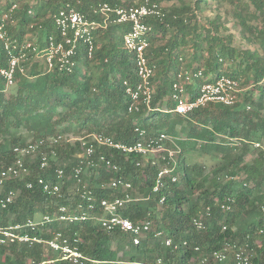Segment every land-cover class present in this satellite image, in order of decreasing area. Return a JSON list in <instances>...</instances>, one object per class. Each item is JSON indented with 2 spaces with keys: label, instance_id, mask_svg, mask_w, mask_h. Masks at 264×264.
Here are the masks:
<instances>
[{
  "label": "trees",
  "instance_id": "obj_1",
  "mask_svg": "<svg viewBox=\"0 0 264 264\" xmlns=\"http://www.w3.org/2000/svg\"><path fill=\"white\" fill-rule=\"evenodd\" d=\"M147 1L161 5L164 11L163 17L147 19L154 27L147 51L156 66L154 103L170 95L183 64L196 70L203 68L209 80L223 74L237 79L241 74H248L249 81H241V86L248 84L252 88L241 92L242 100L233 105L211 103L186 116L161 111H128L124 81L134 82L137 78L134 55L123 46L124 34L130 25L111 23L105 27L103 17L95 15L94 9L103 3L130 7ZM165 1L177 3L163 6ZM223 1L231 4L242 27V36L264 49V28L251 24L245 15L252 5L264 19V0ZM67 3L102 24L94 32L95 49L89 56L85 44H80L75 56L80 67L72 73L44 71L35 63L31 71L34 78L20 75L10 88L0 75V168L12 163L16 158L14 148L28 141L25 131L32 133L35 140L60 133L103 132L118 141L132 143L140 138L135 130L139 124L152 135L163 131L173 136L176 145L171 146H178L180 153L176 157V181L167 177L164 187L150 199L129 203L122 210L133 221L151 215L153 225H158L140 244L134 245L128 233L106 232L92 220L50 224L43 228V238L50 237L47 232L50 228L60 229L70 237L77 236L82 251L92 259L79 264H145L157 257H162L166 264H190L193 259L200 260L201 253L222 249L226 242L248 243L254 250L251 264H264V232H260L264 229V151L254 144L264 139V111L260 108L264 105V86L258 84L264 75V54L257 49L239 51L233 47L232 42L220 34L222 23L218 14L208 25L201 24L199 11L209 5V0H10L2 7L0 21L3 14L8 13L7 29L15 36L53 32L54 16ZM13 4L17 9L10 11ZM238 58L239 69L220 70L223 64H233ZM7 60V51L0 40V67L5 66ZM214 71L217 73L212 76ZM197 85L190 86L189 91L195 90ZM255 90H259L256 99L253 98ZM149 118L151 121H146ZM56 148L58 155L48 167L40 168L37 161L31 163L34 158H28L31 174L7 182L0 198L11 188L19 189L20 195L7 208H0V226L26 222L38 214H52L63 204L75 209L82 201L69 189L70 181L62 185L63 198L50 195L37 181L43 176L47 181L56 182L58 166L70 175L79 164L80 158L75 156L81 151L79 143H61ZM99 152L118 164L119 170L103 166L96 175V169L91 168L92 188L115 177L131 181L135 188L140 187L141 193L155 185L156 168L149 163L137 165V161L142 160L140 154L104 147H100ZM251 152L258 155L252 164H247L246 157ZM206 155L217 160L209 171L204 164L192 161L195 156ZM28 181L33 182L32 187H27ZM96 191L99 198L112 193L104 189ZM229 195L236 199L233 211H225L220 206ZM162 196L165 200L159 207ZM208 207L210 215L206 214ZM100 211L98 207L96 214H101ZM203 213L207 227L199 230L193 226L192 218ZM160 230L164 234L157 236ZM165 237H171L179 247L167 246ZM113 246L123 248L121 256ZM57 258L58 254L44 243L0 244V264H28V260L42 259H51L52 264H74ZM208 264L231 263L210 261Z\"/></svg>",
  "mask_w": 264,
  "mask_h": 264
},
{
  "label": "built area",
  "instance_id": "obj_2",
  "mask_svg": "<svg viewBox=\"0 0 264 264\" xmlns=\"http://www.w3.org/2000/svg\"><path fill=\"white\" fill-rule=\"evenodd\" d=\"M17 9L13 4L10 11ZM95 15L103 17V24L111 23L129 24L130 28L124 34V46L133 53L135 60L136 81H124L125 95L128 101L129 112L147 113L161 111L164 113L188 115L197 108L208 106L211 103H221L233 105L240 100V94L244 90L241 80L223 74L214 80H209L203 74V68L193 69L182 65L173 83L172 92L158 102L154 103L156 66L150 61L148 48L150 46V35L154 31L152 24L148 22L149 17H163L164 11L161 5L146 2L138 6L119 7L109 3L100 4L94 9ZM8 13H4L0 21V40L3 42L7 51V64L0 67V75L5 80L7 88L17 83L20 75L33 79L31 74L33 66L38 63L39 69L44 71L58 70L64 73H72L80 67V61L75 58L80 44H85L89 56L95 49V30L102 24L95 18L87 16L80 9L67 3L65 7L59 9L54 16V31L43 32L41 34L28 33L24 36H15L9 33L6 20ZM264 28V21L261 24ZM182 61L183 58L181 57ZM201 81L197 85L195 81ZM264 86V75L258 83ZM197 85L193 91L189 87ZM252 87V86H251ZM248 108H250L248 106ZM135 130L140 138L132 143L118 141L111 135L103 132L50 135L39 140H29L25 144L14 148L15 160L0 168V191L3 192L6 184L10 180L24 179L32 172L27 164L28 158H34L31 163L38 162L40 168L50 165L52 159L58 155L57 146L61 143L75 145L79 143L81 151L75 154L80 158V162L75 166L70 174V180L75 183L74 191L81 197L75 209L71 205H60L52 214H43L34 219H28L22 223H11L7 226H0V244H35L44 243L53 252L58 254L57 259L68 260L74 264L91 261L81 249L79 238L70 237L60 229H49V238H43L42 233L50 224H70L82 220H92L97 222L100 227L109 233L116 230L123 231L130 235L132 243L138 245L149 232L153 230V219L146 217L141 220L133 221L125 216L122 210L129 203H136L148 200L164 187L166 178L171 177L177 180L174 171L177 169V155L180 153L174 137L165 133L158 132L152 135L139 124ZM264 151V139L254 143ZM104 147L114 149L126 154H140L141 161L137 165L151 164L156 168L155 185L148 190L146 195L140 194L133 183L122 177H115L105 184H94L96 189L110 190L112 193L108 197H97L96 189L91 186V168H95V174H100L101 167L105 166L110 170H119V165L105 154L99 152V148ZM58 181H47L43 176L37 178L43 190L50 195L63 198L62 185L67 182V174L64 168H56ZM33 182L28 181L27 187H32ZM118 191L121 194L115 195ZM20 195V190L11 188L0 198V208L5 209ZM165 196L158 201V206L164 203ZM236 199L234 196H227L225 201L220 204L225 211H233ZM100 207L101 214H96ZM210 207L206 214L210 215ZM192 224L199 230L207 227L205 214H199L192 218ZM226 228V226H224ZM34 232V233H33ZM46 232V231H45ZM261 233L264 229L260 230ZM163 231H157V236H162ZM165 243L169 247L178 248L171 237H165ZM187 245L188 242L184 241ZM200 250L199 246H195ZM254 254L253 248L248 243L226 242L224 247L211 253H201L200 260L193 259L190 264L197 261L198 264H208L210 261L219 263L230 262L231 264H251ZM51 259L39 261L30 260V264H52ZM144 264V263H143ZM145 264H166L162 257H157Z\"/></svg>",
  "mask_w": 264,
  "mask_h": 264
},
{
  "label": "rangeland",
  "instance_id": "obj_3",
  "mask_svg": "<svg viewBox=\"0 0 264 264\" xmlns=\"http://www.w3.org/2000/svg\"><path fill=\"white\" fill-rule=\"evenodd\" d=\"M7 1H10V0H0V13L2 12V9H3L2 7L5 5V3ZM219 1L222 2V3H220ZM32 3L34 4L35 2L32 1ZM175 3H177V2L176 1H172V2H166L165 1V2L162 3V5L163 6H168V5L175 4ZM45 11L46 10L42 11V13H45ZM217 14L219 16H221L222 28L220 30V34L222 36L228 38L227 40L232 42V46L233 47H236V49L239 50V51H247V50H250V49L251 50L257 49L262 55L264 54V49L263 48H261L259 45H256L254 43L248 42L242 36V32H241L242 31V27L238 25L237 19H236L234 13H233V10L231 9V4L230 3H224L223 0H209V5H205L204 8L201 11H199L201 24L208 25L210 20H213L217 16ZM245 15H246L247 20L251 24L257 25L258 27H260L262 22L264 21L263 15H261L259 12H257L252 5H250V9L249 10L245 11ZM253 15H256V17H254ZM246 34L248 35L249 32H246ZM123 46H124V43H123ZM191 48L192 47H190V49ZM190 52H192V51H190ZM206 55H207V53H206ZM201 62H203V59H201ZM239 62L240 61H239V58H238L235 62H233V64L225 63V64H223L220 67V70L224 71L228 67L230 68V70L236 69V68H238L237 65L239 64ZM241 68L242 67H240V69ZM216 73H217V71L212 72V76L214 74H216ZM247 75L248 74H241L239 76L240 80L241 81H243V80L249 81L246 78ZM195 82H196V84H199V85L201 83V81H199V80H197ZM242 88L245 89L243 91H246L247 89H251L252 87L249 86L248 84H246V85H243ZM258 96H259V90H255L254 93H253V98L256 99ZM241 98H242V96H241ZM260 108L264 111V105L263 104L260 105ZM173 116H175V115H173ZM141 121H145V119L141 118ZM146 121L150 122L151 118L147 119ZM180 128H181V125L180 124L177 125V129L179 130ZM25 134H26V139L28 141L34 139L33 136H32V133L28 134L25 131ZM67 134H71V133H67ZM72 134L75 135V132H73ZM257 155H258L257 152L249 153L247 155V157H246L245 163L252 164L254 159L257 157ZM192 161H196L198 164H204V166L206 167V171L211 170L217 164V160L211 158L209 155L202 156L200 158H196V156H195V159H192ZM241 175H243V173H241ZM67 177H68L67 181H70L69 182V189L72 191L74 189V187H75V183H74L73 180H70V175H67ZM139 188H140L139 186H136V190L137 191L139 190ZM1 190L2 189H0V191ZM139 193H140V191H139ZM140 194L146 195L147 193L145 192V193H140ZM37 216H41V214H38ZM157 226L158 225L155 223L153 225V229L156 228ZM122 251H123V248H118V251H117L118 252V256L122 255ZM28 264H30V260H28Z\"/></svg>",
  "mask_w": 264,
  "mask_h": 264
},
{
  "label": "crops",
  "instance_id": "obj_4",
  "mask_svg": "<svg viewBox=\"0 0 264 264\" xmlns=\"http://www.w3.org/2000/svg\"><path fill=\"white\" fill-rule=\"evenodd\" d=\"M244 90H245V89H244ZM261 149H262V148H261ZM113 249H114V250H118V249L116 248V246H113Z\"/></svg>",
  "mask_w": 264,
  "mask_h": 264
}]
</instances>
